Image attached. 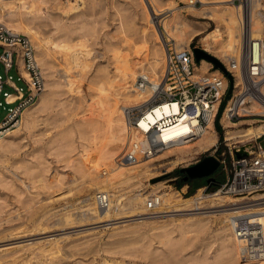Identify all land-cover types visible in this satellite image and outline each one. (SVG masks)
Wrapping results in <instances>:
<instances>
[{
    "label": "rangeland",
    "instance_id": "374dc122",
    "mask_svg": "<svg viewBox=\"0 0 264 264\" xmlns=\"http://www.w3.org/2000/svg\"><path fill=\"white\" fill-rule=\"evenodd\" d=\"M98 2L100 6L95 10L88 6L66 13L55 2L49 1L47 5H43V12L35 20L39 34L49 39V43L66 37L71 39L67 43L90 50L91 57L88 60L92 67L90 72L87 71L79 77L80 91L70 93L63 70L65 61L62 55L64 56L65 52L59 55L55 53L58 60L47 57V63L54 65V68L43 71L52 76V81L57 83L58 87L53 89L47 106L34 114L35 124L11 136L9 142L12 149L10 148L0 162V264H102L106 261L109 264H218L217 259L224 254L223 233L221 234L224 228L221 218L231 212L264 207V199L255 200L257 194L252 198L236 197L240 201L233 205L207 200L199 207L169 209V212L151 214L148 217L127 215L92 219L88 215L84 216L86 220H82L83 215L76 209L81 205L79 202L85 198L82 180L87 158L92 155L96 145H101L107 140V126L103 123L99 104L101 100L106 101L105 95L109 91V88L105 91L101 88L105 84L103 76L106 71L116 74L114 56L117 49L128 52L130 57H138L141 63L144 60L146 64L145 57L148 58V48L152 41L150 25L142 19L140 9L137 11L132 0ZM177 2L183 4L181 0ZM78 4L83 6L81 1ZM197 4L201 6L200 3ZM182 11L195 23H209V30L215 27L212 20L190 14L184 8ZM151 13L154 18L152 23L154 22L163 35L164 29L160 20L170 12L162 11L159 17H154L153 11ZM164 35L163 40L168 39L167 48L170 42L171 46H176V40ZM190 43L193 48L203 49L201 36H196ZM203 59L212 63L211 71L220 69L210 59ZM217 59L224 64L220 58ZM200 60L196 58L197 65H201ZM0 74L3 78L8 75L26 91V85L16 69L7 74L0 63ZM12 80L10 82L13 84ZM126 82L120 80V87L115 83L118 87L115 85L114 92L119 94L124 91L125 89L120 91V88H123ZM127 83L132 84L131 80ZM5 92L12 94L15 90L6 86ZM230 96L227 101L232 98L233 90ZM7 101L5 93L0 94V120L14 107ZM241 120L243 119L234 121ZM219 122L222 131L219 132L215 126L218 151H215L214 147L197 154L194 159L179 164L169 172H166L165 165L168 159L154 162L151 167H157L152 170V173H157L155 177L150 181L143 179L142 183L138 181L141 176L133 177L132 181L122 184L124 191L133 194L141 190L149 194L150 182L168 180L183 196L194 195L199 188L195 190L192 182L184 181V172L175 173V170L192 166L207 156H213L219 161L222 152L226 153L229 162L232 158L231 151H234L236 145H244L229 144L231 141L227 140V128L221 117ZM261 141L264 146V139ZM123 154H120L119 158ZM162 163L164 166H158ZM55 174L59 180L53 179ZM209 178L216 181H208ZM226 179L227 172L219 162V166L211 174L197 177L195 184H205L200 188H206V193H214L217 184L224 183ZM68 214L73 217L65 222ZM195 219L201 223L202 230L189 227L196 223ZM164 232H167L177 245L179 243L178 249L161 241L163 238L160 234ZM122 239L128 244L119 245L117 241ZM56 245L61 249L54 253L55 256L43 252L44 249ZM147 245L152 249L149 256L140 252L141 248Z\"/></svg>",
    "mask_w": 264,
    "mask_h": 264
},
{
    "label": "bare ground",
    "instance_id": "6f19581e",
    "mask_svg": "<svg viewBox=\"0 0 264 264\" xmlns=\"http://www.w3.org/2000/svg\"><path fill=\"white\" fill-rule=\"evenodd\" d=\"M49 1L55 2L66 13L69 11H79L83 7L87 8L88 6L92 10H95L100 6L98 0H0V23L15 34H23L30 37L29 40L35 49V57L42 69L44 78H46L44 79L42 92L39 93L37 100L33 104L23 110L19 122L13 128L3 131L0 134V162L3 161L4 157L10 151L11 145L9 140L11 136L23 128L29 129L35 124L34 114L47 106L50 96L53 95V89L58 87V84L52 81V76L48 75V72L45 73L47 69L54 68V65L47 63V57H53L54 60H58L56 54L59 55L63 51L65 52L64 56L62 55L65 61L63 70L70 93H78L80 91L78 84L79 77L87 71L90 72L92 67V63L88 60L91 57L90 50L80 49L75 44L67 43L71 39H67L66 37L49 43V39H45L39 34L35 20L43 12V5H47ZM80 1L83 6L78 4ZM181 2L183 4H179L177 0H132L137 11L140 9L142 19L147 25H150L149 29L152 41L148 48V58L145 57L147 63L144 64V60L141 63L138 57L137 59L130 57L128 52L117 49L116 55L114 56L116 74L114 75L106 71L103 76L105 78V84L101 88L104 91L109 88V91H107L108 94L105 92L106 101L103 102L101 100L99 102L101 105V108H99L100 110L102 109L101 117H103V123L107 126V140L101 145H96L93 148L92 155L87 158L82 180V189L85 198L79 202L81 205L76 208L83 215L82 220H86L84 216L88 215L90 218L98 217L104 219L127 215L148 217L151 214L169 212V209L181 210L190 207H199L207 200L229 205L236 204L240 201L239 198L230 194H223L221 192L206 193L204 188H199L194 195L185 197L180 191L175 190L174 186L168 180L155 183L150 182L151 191L149 194L141 190L129 194L124 191L122 186L123 183L138 176H141L138 180L140 183H142L143 179L150 181L157 174L152 173V170L157 168L151 167L154 162L168 159L165 165H167L166 172H169L179 164L194 159L197 154L211 150L218 142V134L214 122L211 120L206 132L194 142L170 148L153 158L134 164L119 162L120 154L125 152L126 148L137 136L130 122L136 116L134 110L143 109L142 106L149 100L152 92L150 88H144L138 83V77L140 75L148 77L157 76L164 73L166 69L168 39L165 38L163 40V35L165 34L170 39L176 40V46L174 48L179 51L191 49L190 42L196 36H201L203 49L229 65L232 59H238L242 53H245L247 44L251 38H257L264 32V0H247L246 4L241 2L236 3V0H181ZM197 3H200L201 6H198ZM183 8L190 14L201 15L203 18L212 20L215 23V27L209 30V23L201 25L191 21L183 14ZM152 11L154 12V17H159L162 11L170 12L169 15L160 20L164 29L163 35L159 32L154 22L152 23L151 21L154 19L151 13ZM23 64V57L21 55V69H23ZM211 67V62L202 59L201 65L196 66V72L207 78L212 75H221L218 69L211 71ZM22 72L32 81L28 73L24 70ZM234 74L236 80L235 85H233V92L234 95H237L242 90V78L238 69L234 71ZM120 80L127 82L131 80L132 84L126 82L125 86L127 88L121 84L123 88H120V91L121 89L125 90L119 93L117 89V93L119 94H116L114 88ZM117 85L116 87L120 84ZM8 95V101L13 103L22 96V91L17 94ZM232 102L233 99L231 98L221 117L222 123L227 128V140L231 141L229 144L243 143L244 145L250 146V143L254 141L255 137L264 134V120L259 118H242L243 120L238 122L231 120L230 111ZM239 113L244 116L253 114L264 115V104L247 96L242 98L241 104H239ZM157 114L160 116L159 111H157ZM242 125L246 126L240 127ZM15 127L16 129H14ZM158 166H164V163ZM103 169L106 170L105 174L103 173ZM53 179L59 180L58 175L55 174ZM42 185L44 186V184ZM98 192H105L110 196V205L108 208H99L96 200ZM152 195H160L162 198L161 204L154 209L148 207V199ZM256 197L255 200L264 199V194H257ZM71 216L73 217V215L68 214L65 222L72 219ZM240 216H245L251 222L261 224L264 228V207H255L247 211H235L224 215L221 218L224 228V231L221 232V234L223 233L222 245L224 254L217 259V263L264 264V258L252 259L245 253L244 241L237 236L234 228L235 218ZM194 221L196 223L191 224L189 227L202 230L199 220L195 219ZM161 236L163 238L161 240L162 242H167L172 248L178 247L179 243L177 245V242L167 232L160 234ZM117 242L121 246L128 244L123 239ZM60 249L59 245H56L55 247L44 249L43 252L54 254L59 252ZM140 252L145 256H149L152 249L147 245L145 248L142 247ZM102 264L109 263L106 261Z\"/></svg>",
    "mask_w": 264,
    "mask_h": 264
},
{
    "label": "built area",
    "instance_id": "2783aa9c",
    "mask_svg": "<svg viewBox=\"0 0 264 264\" xmlns=\"http://www.w3.org/2000/svg\"><path fill=\"white\" fill-rule=\"evenodd\" d=\"M243 4L247 0H236ZM168 45L167 66L164 73L148 77L140 75L138 83L150 88L149 100L143 109L134 110L136 116L130 121L137 136L126 148L120 158V163H137L153 158L165 150L183 146L199 139L207 130L211 120L214 125L220 109L225 102L229 90V75L233 76L235 85V70H239L242 78V90L234 95L230 111V119L264 118V115L253 114L244 116L239 113V104L247 96L264 104V32L257 38H251L245 53L240 58L232 59L224 66L226 72L218 69L221 75L203 77L196 72L195 47L176 50ZM192 44V43H191ZM0 63L8 74L13 69L26 85V91L8 75L0 74V94L5 93L10 86L15 93L22 91V96L12 104L14 107L0 120V134L13 128L21 119L23 110L33 104L44 87L42 69L35 57V49L29 38L23 34H15L0 23ZM22 49V52H21ZM23 57V69L20 66V56ZM200 63L202 60L199 61ZM24 70L32 81L22 72ZM13 81L12 84L10 81ZM228 82V83H227ZM226 102L222 115L225 111ZM160 112V116L157 114ZM221 115V117H222ZM264 120V119H263ZM264 134L254 138L250 145L235 147L231 151L232 158L227 162L225 152L221 153L220 164L227 172V179L217 184L215 193L230 194L234 197L252 198L256 194H264ZM227 144V142H226ZM218 151V142L214 146ZM213 147V148H214ZM237 151H245L242 157ZM204 153V152H202ZM103 173L106 170L103 169ZM206 190V188H204ZM96 200L99 208L106 209L110 205V196L98 192ZM162 202L160 195H152L148 199V207L154 209ZM234 228L237 236L244 241L245 253L252 259L264 258V228L261 224L251 222L245 216L235 218Z\"/></svg>",
    "mask_w": 264,
    "mask_h": 264
},
{
    "label": "water",
    "instance_id": "95a60500",
    "mask_svg": "<svg viewBox=\"0 0 264 264\" xmlns=\"http://www.w3.org/2000/svg\"><path fill=\"white\" fill-rule=\"evenodd\" d=\"M194 51H195L197 60L208 58L216 64L217 68H220L222 71L226 72L224 64H222L215 56L211 55L210 53L204 51L201 48H195ZM229 82H230V86L225 96V101L228 100L233 90V76L232 75H229ZM244 153L245 151L236 152L237 156L239 157H242ZM218 166H219V161L215 157L207 156L205 157L204 160L192 166L185 167L184 170H186L190 176L198 177V176H205V175L211 174Z\"/></svg>",
    "mask_w": 264,
    "mask_h": 264
},
{
    "label": "trees",
    "instance_id": "16d2710c",
    "mask_svg": "<svg viewBox=\"0 0 264 264\" xmlns=\"http://www.w3.org/2000/svg\"><path fill=\"white\" fill-rule=\"evenodd\" d=\"M225 104H226V103L224 102L223 105H222V107H221V109H220V112H219V114H218V118H217V120H216V122H215V126H216V128H217V130H218L219 132L222 131V127H221V124H220L219 120H220V117H221V115H222V111H223V108H224ZM176 172H177V173H179V172L183 173V172H184V175H183L184 181H185V182H192V186L195 187V190L198 189V188H200V187H202L203 185H205V184H203V185H196V184H195V181H196L197 177H192V176H190V175L188 174V172H187L186 170H184V169H176V170H175V173H176ZM198 177H201V176H198ZM166 178H167V177H166ZM212 180L216 181L214 178H209L208 181H212Z\"/></svg>",
    "mask_w": 264,
    "mask_h": 264
},
{
    "label": "crops",
    "instance_id": "0c3cea01",
    "mask_svg": "<svg viewBox=\"0 0 264 264\" xmlns=\"http://www.w3.org/2000/svg\"><path fill=\"white\" fill-rule=\"evenodd\" d=\"M12 94H17V93H12ZM9 95H11V94H9ZM9 95H8V96H9ZM7 98H8V97H7ZM7 100H8V99H7ZM8 102H9V101H8ZM9 103H10V102H9Z\"/></svg>",
    "mask_w": 264,
    "mask_h": 264
}]
</instances>
